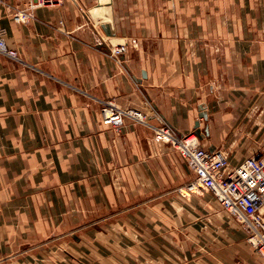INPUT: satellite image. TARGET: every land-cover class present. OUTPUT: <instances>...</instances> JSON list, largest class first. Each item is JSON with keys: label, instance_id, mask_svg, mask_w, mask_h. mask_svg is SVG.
<instances>
[{"label": "crops", "instance_id": "0c3cea01", "mask_svg": "<svg viewBox=\"0 0 264 264\" xmlns=\"http://www.w3.org/2000/svg\"><path fill=\"white\" fill-rule=\"evenodd\" d=\"M0 38V264H264L153 129L199 121L233 168L264 151V0L0 3ZM106 99L148 124H104Z\"/></svg>", "mask_w": 264, "mask_h": 264}, {"label": "built area", "instance_id": "2783aa9c", "mask_svg": "<svg viewBox=\"0 0 264 264\" xmlns=\"http://www.w3.org/2000/svg\"><path fill=\"white\" fill-rule=\"evenodd\" d=\"M63 0H0L16 22L27 23L35 18V10L43 6L60 5ZM126 47L113 48L111 53L120 57ZM0 52L16 58L17 52L10 49L0 38ZM100 112L104 124L120 131L126 117L147 123V115L139 110L126 109L113 100H102ZM154 137L161 145L169 144L179 150L194 172L193 179L181 193L188 195L202 190L211 191L222 207L231 213L243 226L248 242L264 261V151L245 159L237 167H230L225 149L209 150L200 140L196 130L182 133L171 124L153 126Z\"/></svg>", "mask_w": 264, "mask_h": 264}, {"label": "rangeland", "instance_id": "374dc122", "mask_svg": "<svg viewBox=\"0 0 264 264\" xmlns=\"http://www.w3.org/2000/svg\"><path fill=\"white\" fill-rule=\"evenodd\" d=\"M214 9H216L214 12H216L217 15L219 16V14H220V8L217 6V7H214ZM216 24L219 25L220 23L219 22H216ZM214 45H216V44H214ZM124 46L127 49V45H124ZM263 145H264V143H263ZM228 155H229V153H228ZM202 191H207V190H202ZM229 223H230V235H236L238 232L241 233L242 231L244 232V229H243L242 224L231 213H229ZM245 233H246V231H245ZM245 233H244V238H246V240H247V233H246V235H245Z\"/></svg>", "mask_w": 264, "mask_h": 264}, {"label": "water", "instance_id": "95a60500", "mask_svg": "<svg viewBox=\"0 0 264 264\" xmlns=\"http://www.w3.org/2000/svg\"><path fill=\"white\" fill-rule=\"evenodd\" d=\"M102 28L104 29V31L106 32L107 35H110V36L115 35V30L113 29V26H112L111 23H103V24H102ZM200 116H201V117H204V118H206V119H207V117H208L206 111H202V112L200 113ZM199 126H200V122L197 121V122H196V131H197V133L199 134V136L202 137L201 134H200V132H199ZM209 150H213V149H210V148H209Z\"/></svg>", "mask_w": 264, "mask_h": 264}]
</instances>
